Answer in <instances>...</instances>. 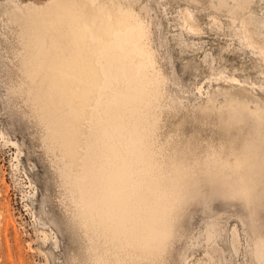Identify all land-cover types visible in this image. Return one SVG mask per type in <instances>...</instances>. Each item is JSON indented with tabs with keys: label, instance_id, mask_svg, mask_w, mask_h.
Segmentation results:
<instances>
[{
	"label": "rangeland",
	"instance_id": "374dc122",
	"mask_svg": "<svg viewBox=\"0 0 264 264\" xmlns=\"http://www.w3.org/2000/svg\"><path fill=\"white\" fill-rule=\"evenodd\" d=\"M118 1L148 27L164 77L153 145L162 159L172 154L175 164L189 168L211 148L239 150L248 128L227 129L204 104L236 94L264 108V0ZM45 2L0 0V264H100L92 254L100 241L80 225L68 164L28 96L31 82L21 63L14 14ZM192 174L184 177L161 264H264V250L256 249L264 236V171L248 195L228 193L218 176Z\"/></svg>",
	"mask_w": 264,
	"mask_h": 264
},
{
	"label": "bare ground",
	"instance_id": "6f19581e",
	"mask_svg": "<svg viewBox=\"0 0 264 264\" xmlns=\"http://www.w3.org/2000/svg\"><path fill=\"white\" fill-rule=\"evenodd\" d=\"M136 13L118 0H47L14 14L28 96L68 164L76 215L100 241L92 251L100 264H161L186 175L218 176L228 193L248 195L264 171V108L236 94L204 107L227 129L248 128L239 150L211 148L189 168L172 154L162 159L153 145L165 81Z\"/></svg>",
	"mask_w": 264,
	"mask_h": 264
}]
</instances>
